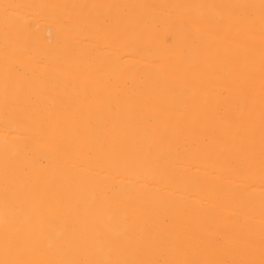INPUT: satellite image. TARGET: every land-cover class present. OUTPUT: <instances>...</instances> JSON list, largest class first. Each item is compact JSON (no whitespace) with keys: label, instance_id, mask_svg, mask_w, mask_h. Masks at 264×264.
Here are the masks:
<instances>
[{"label":"bare ground","instance_id":"1","mask_svg":"<svg viewBox=\"0 0 264 264\" xmlns=\"http://www.w3.org/2000/svg\"><path fill=\"white\" fill-rule=\"evenodd\" d=\"M0 264H264V0H0Z\"/></svg>","mask_w":264,"mask_h":264}]
</instances>
